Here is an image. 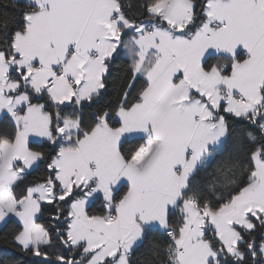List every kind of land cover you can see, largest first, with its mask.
<instances>
[{"label": "snow or ice", "instance_id": "1", "mask_svg": "<svg viewBox=\"0 0 264 264\" xmlns=\"http://www.w3.org/2000/svg\"><path fill=\"white\" fill-rule=\"evenodd\" d=\"M0 264H264V0H0Z\"/></svg>", "mask_w": 264, "mask_h": 264}]
</instances>
